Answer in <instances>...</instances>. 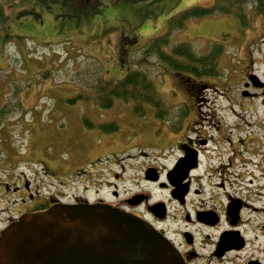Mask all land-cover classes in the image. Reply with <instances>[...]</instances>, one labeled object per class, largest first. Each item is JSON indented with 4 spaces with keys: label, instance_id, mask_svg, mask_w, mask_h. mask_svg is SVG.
<instances>
[{
    "label": "flooded vegetation",
    "instance_id": "af4514ba",
    "mask_svg": "<svg viewBox=\"0 0 264 264\" xmlns=\"http://www.w3.org/2000/svg\"><path fill=\"white\" fill-rule=\"evenodd\" d=\"M230 39L233 56L216 76L205 77L200 88L195 85L192 99L177 101V115L158 112L154 136L136 145V154L98 155L83 165L85 146L76 137L74 154L43 148L53 156L40 159L33 171L28 150L23 156L9 149L0 158L5 161L0 165V237L25 214L57 204H107L149 223L185 264H264V37ZM202 91L222 99L207 94L198 99ZM41 146L39 140L36 151ZM123 161L136 164L137 173ZM118 162L122 167L113 169ZM102 166L109 195L63 199L74 179L96 181ZM53 179L65 194L45 189Z\"/></svg>",
    "mask_w": 264,
    "mask_h": 264
},
{
    "label": "rangeland",
    "instance_id": "374dc122",
    "mask_svg": "<svg viewBox=\"0 0 264 264\" xmlns=\"http://www.w3.org/2000/svg\"><path fill=\"white\" fill-rule=\"evenodd\" d=\"M213 3L214 0H164L142 7V3L130 0H72L68 5L55 3L47 8L37 0H3L7 18L0 25V158L9 149L16 148L23 156L28 150L36 171L40 159L53 156L43 148L51 146L50 152L74 154L71 140L76 137L85 146L83 165L98 155L128 150L121 156L125 157L139 152L136 145H145L144 139L154 136V124L161 122L158 112L169 109L177 115L181 109L177 101L193 98L173 70L156 55L143 53V46L163 35L168 43L163 46L164 51L170 53L174 45L186 42L201 55L219 42L221 69L236 50L229 44L230 37H264V13L255 5L245 10V25L235 15L219 12L189 16L181 28L172 25L173 17L196 7L209 8ZM31 9L37 11L38 19L30 13ZM124 41L128 49L124 62L148 74L153 103L137 97L130 101L118 99L109 108H101L95 100L104 101L108 94L100 93L96 99L98 87L116 82L130 68L120 61L119 46ZM236 46L241 48L238 41ZM142 58L145 60L140 62ZM81 93L89 98L67 101ZM206 94L222 99L209 91L198 99L207 98ZM110 122L116 130L95 127ZM110 135L113 137L108 138ZM50 136L52 140L42 142L41 138ZM37 138L42 143V150L38 151ZM123 162L130 173H137L133 168L136 164ZM4 163L0 161V165ZM117 164L112 168L119 170L123 165ZM64 168V164L57 168V175ZM19 171L32 175L25 166H20ZM97 175L100 176L96 181L74 179L66 194L62 186L57 187L55 179L45 189L58 188L60 194L66 195L65 200L80 195L91 199L109 195L103 186L108 177L103 166Z\"/></svg>",
    "mask_w": 264,
    "mask_h": 264
},
{
    "label": "water",
    "instance_id": "95a60500",
    "mask_svg": "<svg viewBox=\"0 0 264 264\" xmlns=\"http://www.w3.org/2000/svg\"><path fill=\"white\" fill-rule=\"evenodd\" d=\"M0 264H185L144 220L107 204L28 213L0 237Z\"/></svg>",
    "mask_w": 264,
    "mask_h": 264
},
{
    "label": "trees",
    "instance_id": "16d2710c",
    "mask_svg": "<svg viewBox=\"0 0 264 264\" xmlns=\"http://www.w3.org/2000/svg\"><path fill=\"white\" fill-rule=\"evenodd\" d=\"M41 4L45 5L47 8L51 5L57 3L63 5H68L72 0H37ZM90 1V0H89ZM88 1V2H89ZM131 2L137 4L142 3V7L150 6L155 3H159L164 0H130ZM3 0H0V25L6 21L7 16L5 15ZM85 2V1H84ZM250 5H255L259 8L261 13H264V0H214L211 7H196L191 10L185 11L172 18V25L181 28L184 25V21L188 19L189 16H203L207 14H212L214 12H219L222 14H233L237 17L239 22L243 25L247 22V12ZM37 19L39 14L37 11L29 10ZM151 13V10H148ZM147 12V13H148ZM163 35L154 37L148 42L147 46H143L145 54L156 55L158 58L163 60V63L169 66L176 78L179 79L180 83L184 84L185 88L190 94H193L195 85L199 88L201 87V81L207 76H216L220 71L219 57L221 54L222 47L216 44L207 54H197L195 49L190 45V43L181 42L180 44L174 45L170 53L163 50V46L167 43V40L162 37ZM136 37V36H135ZM129 41V40H128ZM126 42H122L119 46V54L121 55L120 61L124 66L130 64L129 62H124V57L126 58V52L128 51L126 47ZM145 58L139 59L143 61ZM148 74L140 67L133 66L128 69L126 73L113 83H102L101 87H98V92L96 99L100 93L108 94L104 101L95 100L101 108H109L116 100L130 101L128 99H135L140 97L143 100L150 101L154 97L152 93L153 86L152 80L149 79ZM141 93V94H138ZM89 96L84 94H79L74 98L68 99L67 101L73 102L80 99H87ZM123 99V100H122ZM150 103H153L151 100ZM140 108V107H139ZM99 129L104 131H113L117 127L113 122L101 125H95ZM38 139V138H37ZM42 142L44 140H52V136L49 138H41Z\"/></svg>",
    "mask_w": 264,
    "mask_h": 264
}]
</instances>
